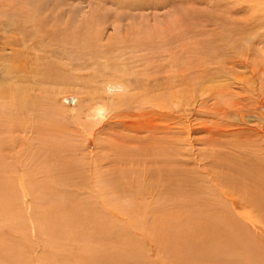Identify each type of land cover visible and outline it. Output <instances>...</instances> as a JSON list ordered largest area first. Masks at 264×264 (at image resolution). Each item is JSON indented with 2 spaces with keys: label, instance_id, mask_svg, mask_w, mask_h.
I'll use <instances>...</instances> for the list:
<instances>
[{
  "label": "rangeland",
  "instance_id": "374dc122",
  "mask_svg": "<svg viewBox=\"0 0 264 264\" xmlns=\"http://www.w3.org/2000/svg\"><path fill=\"white\" fill-rule=\"evenodd\" d=\"M0 113L21 212L0 219V264H195L229 226L264 247V0H0ZM53 144L83 233L40 231L48 204L22 186L52 176L33 156ZM120 172L132 186L111 190ZM128 204L142 225L113 213Z\"/></svg>",
  "mask_w": 264,
  "mask_h": 264
},
{
  "label": "bare ground",
  "instance_id": "6f19581e",
  "mask_svg": "<svg viewBox=\"0 0 264 264\" xmlns=\"http://www.w3.org/2000/svg\"><path fill=\"white\" fill-rule=\"evenodd\" d=\"M49 65L53 66L51 64H49ZM54 69H55V67H54ZM33 71L35 72V70H33ZM6 73H9V72L7 71ZM51 73H53L52 70H51ZM48 76H49V74H48ZM53 76L54 75L52 74V77ZM58 76L55 75L54 83H56L55 82L56 79L57 80L59 79ZM33 77L35 78L34 82H36L37 85H38V82H40V84L44 88L43 91H47V90L51 91L52 89L56 88V87H54L56 85L53 86V80L51 78H50V80H52V84L50 85L48 83L51 82V81H48L49 79H46V78L41 79L40 78V73L35 72V76H33ZM112 80H114V79H112ZM46 82H47V85H46ZM58 82H59V80H58ZM118 83H119L118 81H112V82L108 83L107 85H105V87H103L104 90L100 91L101 92V96H103V92L106 89L117 88L118 86L116 84H118ZM63 84L62 83L58 84L59 88L60 87H64ZM60 85H62V86H60ZM119 86H121V85H119ZM2 89L6 90L10 94L9 96H11V99H13L14 102H17V100H19L20 104H23L22 105L23 107L27 106L28 103H30L28 101H30L31 99L28 100L29 96L27 97V95L25 93V92H27V91H25L26 89H23L21 87L19 88V87L13 86V85L12 86L8 85V86H5V87H2ZM3 92H5V91H3ZM50 94H51V96L55 95L54 92H51ZM111 98L113 99L112 104H113L114 107H116V105H118L119 101L122 99L121 97H117L116 95H114V98L110 97V99ZM112 104H110V105L112 106ZM104 111H105V108L101 104L99 106H96L92 110V115H94L95 117H103ZM1 142H3V148H5L7 146V144H6L7 142L3 141V139H0V143ZM1 145H0V147H1ZM61 145H63L64 148H65L64 143H61ZM59 148H60L59 144H53L52 149H51V151H52L51 153L47 154V153H44V152L39 151V150L34 152L35 156H33V158L35 160H37V164L39 166L41 165L42 169H43V167H45V163L47 162L48 157H49V159L51 158L52 160H55L56 162H58V164L56 166H54V167H49L47 169V173L49 172L48 174H52V176H48V178H45L44 180L28 179L27 184L26 185H22V186L27 188V190L34 197H36L37 200L42 201V202L45 201L48 204V208L45 209V210L50 211L49 213L46 212V211H41V212L39 211L38 213L33 215L34 220H35L36 223L37 222H41L40 225L38 226V229H40V231H46V230H48L50 228L51 229L55 228L53 230L56 231V232H59V234H64L63 232H65V234H69L71 232L74 233L75 231H77V233H79V232L83 233V231L81 230L82 229L81 226L80 227L74 226V222H76V221L80 222V221H85V220H83V218L81 220V218L79 217V219L74 218L73 222H72L69 219V215H71V217L72 216L73 217H77L78 214L74 213L75 212L74 209H73V208H75V206L73 205L74 203L71 204L70 198L72 196V193L68 192L66 190L69 187H78V183H73V181L71 182V181H69L67 179L68 176H72V169H71L70 163H68V162L63 163L62 161H57V160H59V158H58V153H57V156H56V150L57 149L59 150ZM53 158H55V159H53ZM5 159H6V157L5 158L3 157V159H2V154L0 153V219H3V220H8L9 219V220H11V219H13V216L15 214H17V213L20 216L21 212H20V210L15 209V206H14V203L17 200V196H16V192H15V187L14 186L17 185V183L12 178V174H10L9 171L7 170V167H6V164H5V161H4ZM132 171H130V174L132 173ZM117 177L119 178V180L116 181V183L114 181H112V180L108 181V178H106V177L103 178V179H105L104 182H106V186H108L111 190H114L113 188H115L117 190L118 189L119 190L120 189L123 190L122 186H129V185L132 186V182H129V180L131 178L128 179L126 177V172L118 173ZM134 177H135V175H134ZM70 183H71V185H70ZM147 184L148 183H146V186H147ZM18 185L19 186H17V187H20L21 182H20V184L18 183ZM100 185H102V182H100ZM64 191H65V193H64ZM114 191H116V190H114ZM140 194H142V193H140ZM260 197L262 199H264L263 196H260ZM68 203L73 205L74 207L71 206V205H68ZM128 207H129V209H128ZM109 208L111 209V207H109ZM112 209L114 210L113 213H115V215L118 216V217H120V215L123 216L125 214L127 222L129 221V219H131V221H132L131 226H129V223H127L125 221V223H127L126 225H128V227H134L135 224H137V223H139V225H142V224H140L141 220H137L138 217L136 218L135 215L131 216L129 214V211H133L134 210V205L133 204H128V206H125V205L116 206V207H112ZM77 211H79V210H77ZM146 212H148V211H146ZM116 213H118V214H116ZM132 219H134V220H132ZM154 220H155V218H154ZM154 220H152L151 223L154 224ZM204 220L207 221L208 225H210V223H213V220L210 219V218L207 219V218L204 217ZM111 221L113 222L112 218H111ZM165 221L166 220L162 219V218H160L157 222L155 221L158 224V225H156V226H158V229L160 227L162 228V226H160V225L164 226ZM145 222H144V224H145ZM147 222H149V221H147ZM101 224L104 225V222H101ZM219 227L222 229L221 231L225 230V225L222 224ZM151 228L155 229L152 226H151ZM229 228L230 229L227 230L229 232V234H230V235L228 234V237L227 236L223 237V239H221L219 242L211 241V242H209L207 244L205 243L202 247H200L199 249L195 250V251L199 252L198 253V259L196 258L197 261L195 262V264H204L208 260L211 261V264H264V247H262V246L255 247V245H252V243H253L252 239L249 241L248 235L246 234V232L242 228H239V227L232 228L231 226H229ZM101 229H100V231L103 232L104 230H101ZM141 229H145V227L141 228ZM110 239H113V237H111ZM134 241L133 240H131L129 242L126 241L127 242L126 244L129 243L130 247L134 248L137 245V244L134 245ZM1 248L4 249V247H2V243L0 242V252H1ZM76 260L80 264H87L89 262L92 263L94 258L93 257L90 258L88 256H81L79 258H76ZM159 264H163V263L160 262Z\"/></svg>",
  "mask_w": 264,
  "mask_h": 264
}]
</instances>
